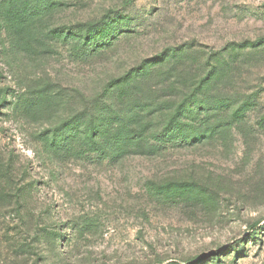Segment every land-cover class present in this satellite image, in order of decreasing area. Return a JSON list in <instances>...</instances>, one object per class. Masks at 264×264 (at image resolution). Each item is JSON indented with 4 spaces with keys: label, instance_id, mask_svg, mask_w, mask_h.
Instances as JSON below:
<instances>
[{
    "label": "rangeland",
    "instance_id": "rangeland-1",
    "mask_svg": "<svg viewBox=\"0 0 264 264\" xmlns=\"http://www.w3.org/2000/svg\"><path fill=\"white\" fill-rule=\"evenodd\" d=\"M130 89L142 144L44 146ZM0 264H264V0H0Z\"/></svg>",
    "mask_w": 264,
    "mask_h": 264
},
{
    "label": "trees",
    "instance_id": "trees-1",
    "mask_svg": "<svg viewBox=\"0 0 264 264\" xmlns=\"http://www.w3.org/2000/svg\"><path fill=\"white\" fill-rule=\"evenodd\" d=\"M17 10L24 11L25 7H9L7 12L11 11L14 16L17 14ZM133 90L120 92L119 96L115 98L124 106L118 111L112 110V105L108 101H103V97L101 99L96 98V106H101L96 118L90 119L89 116V120L84 119V122L79 121L83 116L82 114L68 118L62 124L53 127L51 132L44 134V146L46 148H58L59 138L64 133L70 136L65 138L67 142L63 145V148L72 149L73 147V149L76 148L75 151L78 153H82V150L87 154L98 153L104 145L113 142L115 144H142V140L139 139H141L142 131L148 122L145 121V118H153L156 109L152 104L143 106L141 100L133 98ZM103 92L105 93V88ZM56 97V94L47 95V98L38 96L35 99L28 100L25 103V108L35 112L40 109V106H44L49 112V116H51L58 105ZM160 110L168 112L167 107H162ZM176 112L175 110L171 118ZM53 118H56V116L53 115ZM149 144V142H146L145 146H149Z\"/></svg>",
    "mask_w": 264,
    "mask_h": 264
}]
</instances>
